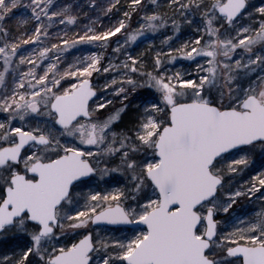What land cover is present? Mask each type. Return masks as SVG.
Listing matches in <instances>:
<instances>
[{
  "label": "snow or ice",
  "instance_id": "snow-or-ice-1",
  "mask_svg": "<svg viewBox=\"0 0 264 264\" xmlns=\"http://www.w3.org/2000/svg\"><path fill=\"white\" fill-rule=\"evenodd\" d=\"M257 158L264 0H0V264H264Z\"/></svg>",
  "mask_w": 264,
  "mask_h": 264
},
{
  "label": "rangeland",
  "instance_id": "rangeland-1",
  "mask_svg": "<svg viewBox=\"0 0 264 264\" xmlns=\"http://www.w3.org/2000/svg\"><path fill=\"white\" fill-rule=\"evenodd\" d=\"M133 27H136V25L133 24ZM117 35H120V34H117ZM161 39H162V36H160L158 34L148 33L147 39H138L136 42H133L132 48L135 51L140 52V51H143L148 46V43H147L148 40H154L156 42V45L158 46ZM98 82L103 83V76L98 80ZM117 103H119V102L117 101ZM262 164H264V158H257L256 164H255V167L257 168V170L259 169V167ZM251 167L252 166H250V169H251ZM4 246L5 245H0V247H4Z\"/></svg>",
  "mask_w": 264,
  "mask_h": 264
}]
</instances>
